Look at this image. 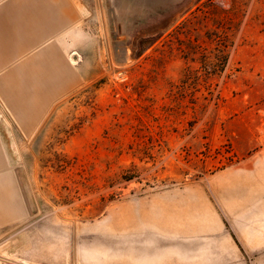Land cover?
Returning a JSON list of instances; mask_svg holds the SVG:
<instances>
[{
  "label": "rangeland",
  "instance_id": "rangeland-1",
  "mask_svg": "<svg viewBox=\"0 0 264 264\" xmlns=\"http://www.w3.org/2000/svg\"><path fill=\"white\" fill-rule=\"evenodd\" d=\"M3 5L0 264H264V0Z\"/></svg>",
  "mask_w": 264,
  "mask_h": 264
},
{
  "label": "crops",
  "instance_id": "crops-1",
  "mask_svg": "<svg viewBox=\"0 0 264 264\" xmlns=\"http://www.w3.org/2000/svg\"><path fill=\"white\" fill-rule=\"evenodd\" d=\"M4 2H5V0L0 1V7H1V6H2V7L4 6V5H3ZM48 43H49V42H48ZM48 43H47V44H48Z\"/></svg>",
  "mask_w": 264,
  "mask_h": 264
},
{
  "label": "bare ground",
  "instance_id": "bare-ground-1",
  "mask_svg": "<svg viewBox=\"0 0 264 264\" xmlns=\"http://www.w3.org/2000/svg\"><path fill=\"white\" fill-rule=\"evenodd\" d=\"M8 132V131H7ZM12 144V143H11ZM18 149V148H17ZM15 151V150H14ZM28 217V216H27Z\"/></svg>",
  "mask_w": 264,
  "mask_h": 264
}]
</instances>
